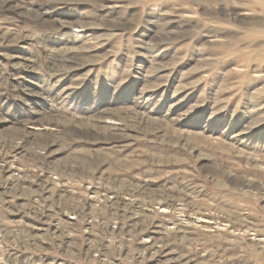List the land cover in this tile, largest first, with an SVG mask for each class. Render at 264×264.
Returning <instances> with one entry per match:
<instances>
[{"label":"rangeland","instance_id":"374dc122","mask_svg":"<svg viewBox=\"0 0 264 264\" xmlns=\"http://www.w3.org/2000/svg\"><path fill=\"white\" fill-rule=\"evenodd\" d=\"M0 264H264V0H0Z\"/></svg>","mask_w":264,"mask_h":264}]
</instances>
